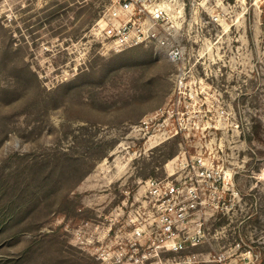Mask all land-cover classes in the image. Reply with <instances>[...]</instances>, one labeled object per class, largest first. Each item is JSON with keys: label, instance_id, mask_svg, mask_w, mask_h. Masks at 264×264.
I'll use <instances>...</instances> for the list:
<instances>
[{"label": "rangeland", "instance_id": "1", "mask_svg": "<svg viewBox=\"0 0 264 264\" xmlns=\"http://www.w3.org/2000/svg\"><path fill=\"white\" fill-rule=\"evenodd\" d=\"M183 49L101 37L108 0H0V264H264V0H154ZM232 177L182 251L134 244L150 178Z\"/></svg>", "mask_w": 264, "mask_h": 264}, {"label": "built area", "instance_id": "2", "mask_svg": "<svg viewBox=\"0 0 264 264\" xmlns=\"http://www.w3.org/2000/svg\"><path fill=\"white\" fill-rule=\"evenodd\" d=\"M165 8L154 0H108L97 28L101 37L117 45H155L172 62L183 57L182 47L175 42L172 29L164 23ZM185 179L150 178L146 181L148 195V226L135 228L134 244L166 247L182 251L197 244L205 236L200 219L213 205L211 193H216L217 206L228 188L231 175L222 168L207 165L203 157L194 158Z\"/></svg>", "mask_w": 264, "mask_h": 264}]
</instances>
